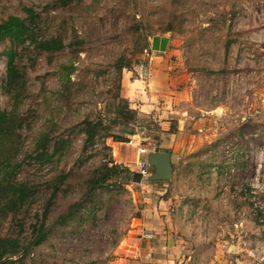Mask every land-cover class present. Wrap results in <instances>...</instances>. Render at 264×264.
<instances>
[{
    "label": "rangeland",
    "instance_id": "rangeland-1",
    "mask_svg": "<svg viewBox=\"0 0 264 264\" xmlns=\"http://www.w3.org/2000/svg\"><path fill=\"white\" fill-rule=\"evenodd\" d=\"M53 1L0 0V21L25 19L24 8L33 7L50 36L69 43L75 30L84 42L75 58L20 56L27 72L20 101L4 92L9 44L0 45L1 109L17 108L27 124L16 180L38 189L27 209L0 207V236L30 240L50 181L59 174L71 177L61 186L54 219L82 197L85 179L105 159L136 172L140 148H168L172 181L143 179L113 198L105 195L94 226L91 218L56 227L24 264L137 262L126 239L138 219L157 236L148 264H264V0H87L66 11L48 10ZM152 57L175 80L178 104L164 117L139 113L125 98L128 72L145 76ZM120 58L131 70L116 68ZM71 60L76 70L66 88L58 68ZM117 93L136 118L117 117ZM98 119L106 130L87 144L81 130ZM43 133L71 145L62 158L39 165L35 146Z\"/></svg>",
    "mask_w": 264,
    "mask_h": 264
},
{
    "label": "trees",
    "instance_id": "trees-1",
    "mask_svg": "<svg viewBox=\"0 0 264 264\" xmlns=\"http://www.w3.org/2000/svg\"><path fill=\"white\" fill-rule=\"evenodd\" d=\"M85 1L87 0H54L47 7L52 11H66L80 6ZM24 12L27 15L25 19L10 15L0 21V45L9 44L5 51L7 75L3 89L7 95L17 101L23 97L27 85V72L18 62L20 56L43 55L53 61L58 55L67 53V56L75 58L84 52V42L77 37L75 30H73L70 42L67 43V39L62 35L50 36L47 33L49 28L44 25V17L37 13L33 7H25ZM124 63L123 58H120L116 63V68L131 70V66ZM75 70V63L72 60L58 68L62 86L69 88L72 85V76ZM115 98L116 101H119L115 108L118 118L137 117L135 110H132L128 104L124 105L125 100L119 93ZM99 120L85 122L81 133L86 136L87 144H95L97 139L103 135V131L106 130V126L101 127L98 123ZM26 125V120L18 113L17 108L8 112L1 109L0 106V207L6 212H18L21 208H29L38 194V189L34 185L16 180L17 172L21 167L18 162L22 141L21 131ZM105 138H111V136ZM112 139L115 143L129 142L119 137H112ZM70 145L69 139H55L49 134L43 133L36 143L34 159L39 165L51 163L55 158H62ZM104 145H106L105 142ZM213 146L217 148L219 144ZM84 151H87V147L84 148ZM70 177L71 173H64L50 181L52 183L51 193L43 205L41 213L35 217L30 240L21 242L18 237L0 236V264H24L34 249L48 243L56 227L64 228L79 219L84 223L91 218L94 226L98 220V213L102 211L105 204L103 202L105 195H110L113 198L116 196V192H125L127 185L140 184L143 181L140 174L118 164L112 157L105 159L85 179L82 197L70 205L67 212L54 219L52 214L57 206L59 193L62 191L61 186Z\"/></svg>",
    "mask_w": 264,
    "mask_h": 264
},
{
    "label": "crops",
    "instance_id": "crops-1",
    "mask_svg": "<svg viewBox=\"0 0 264 264\" xmlns=\"http://www.w3.org/2000/svg\"><path fill=\"white\" fill-rule=\"evenodd\" d=\"M151 64V67L146 70L145 76L141 70L135 69L128 72L126 79L128 80L126 84L128 94L125 98L130 101L131 107L139 113L164 117L169 115L170 111L173 113L175 108L173 105L178 104L175 101L178 98L173 96L175 80L168 77V71L156 57H152ZM178 94V92L175 93V95ZM163 125L170 126V123L163 122ZM132 152L135 153L133 148ZM149 152L151 151L149 150ZM146 234H152L154 238L152 240L147 239ZM154 239L156 240L157 236L150 230L146 220L138 219L137 225L133 226L129 237L126 239L131 243V249L128 252L132 255L129 256L137 258L138 261L121 260L124 264H148L151 262V255L152 257L154 255V249L157 248ZM153 245L156 246L153 247Z\"/></svg>",
    "mask_w": 264,
    "mask_h": 264
},
{
    "label": "water",
    "instance_id": "water-1",
    "mask_svg": "<svg viewBox=\"0 0 264 264\" xmlns=\"http://www.w3.org/2000/svg\"><path fill=\"white\" fill-rule=\"evenodd\" d=\"M148 161L153 169V173L149 179L151 182H170L173 180L174 165L171 149L160 148L150 153Z\"/></svg>",
    "mask_w": 264,
    "mask_h": 264
},
{
    "label": "built area",
    "instance_id": "built-area-1",
    "mask_svg": "<svg viewBox=\"0 0 264 264\" xmlns=\"http://www.w3.org/2000/svg\"><path fill=\"white\" fill-rule=\"evenodd\" d=\"M135 143L131 141V143L129 145H133V147ZM150 155V152L147 148H140L138 150V154H137V162L135 164V171L141 175V177L146 180V179H150L151 175H152V168L149 164L148 161V157ZM146 238L152 240L154 238V236L152 234H146ZM264 260V258H263Z\"/></svg>",
    "mask_w": 264,
    "mask_h": 264
}]
</instances>
